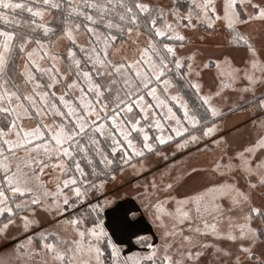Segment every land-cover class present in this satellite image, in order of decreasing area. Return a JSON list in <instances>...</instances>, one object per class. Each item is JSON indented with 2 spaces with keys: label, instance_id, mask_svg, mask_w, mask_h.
I'll list each match as a JSON object with an SVG mask.
<instances>
[{
  "label": "snow or ice",
  "instance_id": "obj_1",
  "mask_svg": "<svg viewBox=\"0 0 264 264\" xmlns=\"http://www.w3.org/2000/svg\"><path fill=\"white\" fill-rule=\"evenodd\" d=\"M256 21L264 23V0H191L183 11L179 0L171 6L158 0H0V217H6L0 233L17 218L28 230L43 212L60 230L33 233L17 250L46 253L52 264H199L208 248L234 257L232 264H264V202L252 197L258 184L264 187V160L253 166L238 154L246 176L257 177L256 183L249 179L248 191L216 185L177 201L174 211L165 209L166 201L150 200L145 207L155 209L153 222L163 229L159 244L138 235L140 220L132 207L109 208L115 198L105 195L118 172L143 171L144 159L158 145L179 138L181 149L211 135L216 125L209 122L221 115L213 97L223 87L243 80L241 91L254 92L264 85V49L240 31ZM217 24L248 59L243 68L228 57L216 60L215 67L227 68L219 73L226 79L221 89L205 94L200 67L212 62L197 64L191 34L200 28L210 33ZM184 89L200 103L193 107ZM258 106L264 109V99ZM256 148H264V137L245 151ZM156 189L153 182L143 195L153 196ZM189 199L203 227H193L192 209L184 207ZM117 209L128 239L148 251H126L106 230L103 215ZM186 222L189 232L230 241L236 252L206 239L193 244L184 235ZM34 237L37 248L31 247ZM178 237L188 243L174 247Z\"/></svg>",
  "mask_w": 264,
  "mask_h": 264
},
{
  "label": "rangeland",
  "instance_id": "obj_2",
  "mask_svg": "<svg viewBox=\"0 0 264 264\" xmlns=\"http://www.w3.org/2000/svg\"><path fill=\"white\" fill-rule=\"evenodd\" d=\"M165 6H171L173 0H158ZM191 0H179L182 11L186 4H190ZM220 3V0H217ZM184 6V7H183ZM251 12V8H248ZM240 31L251 37L252 42L257 48L264 49V23L256 21L240 26ZM194 46L199 49L197 64L202 65L211 61L208 68L200 67L201 75L198 77L202 84V93L216 92L221 89L220 71H227V68L218 69L215 67V61H223L225 57L231 59L234 67L243 68L247 63V54L243 46H237L231 43L230 33L222 25L217 24L211 32H206L203 28L192 33ZM203 37V39H200ZM246 81L239 80L235 84L223 87L220 95L213 97V103L219 108L221 115L209 122L216 125L215 131L195 143L188 144L187 147L177 149L175 142H168L165 145H158L155 152L149 154L144 159V170L136 172L131 168H126L124 173H117L116 181L109 180L105 195L114 203L109 208H116L120 205L122 209L133 208L136 217L139 218L138 232L140 236H147L148 242L160 243L163 229L159 228L153 222V213L155 209L145 207L149 201L160 199L165 202L167 211H174L177 208V201L186 198H195L205 193L206 189L221 184H235L242 190H249V179L252 183H256L255 174L251 178L247 177L243 170L239 167L241 156L250 158L253 166L258 161L264 160V148H256L254 153L245 150L256 145L261 137H264V109L258 106V100L264 99V85L257 84L255 91H241ZM197 135H200L197 132ZM159 153V155L157 154ZM219 164V168L217 165ZM231 165V167H229ZM139 167V162H137ZM51 171V170H47ZM53 178L55 173L52 174ZM43 179L48 180L49 176L45 175ZM153 182L156 183L157 189L153 196L145 197L143 195L145 186L151 190ZM172 184L171 189H165L164 185ZM53 184L50 181L49 187ZM252 197L256 204L264 202V187L259 184L252 190ZM103 199V196L100 197ZM205 203L209 202V197L205 195ZM225 208L229 207L227 199L219 201ZM186 209H192L193 227L200 224L197 214L194 211L193 199L184 205ZM227 215V213H226ZM232 215H238L233 212ZM39 224L33 225L25 230L20 224L19 219L15 224L10 225L5 233H0V264H52L46 253L32 252L31 249L25 252V249L17 250V245L24 244L26 237L33 236L41 230H60L56 220L49 214L40 212L37 217ZM105 228L113 234V239L122 240L127 250L139 251L141 253L148 251L146 245L136 244L133 240H129L125 228L122 223V212L117 209L116 212L106 210L103 215ZM166 223H171L170 218H165ZM209 222L211 218L208 217ZM6 222V217H0V223ZM187 223L183 225L184 235L193 237L192 243L198 240H209L219 244L221 248L236 252V245L227 240H214L211 236H198L193 232H189ZM201 227L202 224H200ZM221 227H226V222L221 223ZM64 235V233H61ZM170 239V238H169ZM186 241L182 237H178L174 243V247L184 246ZM38 241L34 237L32 240V248H37ZM196 249H194L195 251ZM257 252L260 247H257ZM107 250L105 256L107 257ZM234 257H228L218 254L212 248L204 250V254L199 259V264H232Z\"/></svg>",
  "mask_w": 264,
  "mask_h": 264
},
{
  "label": "trees",
  "instance_id": "obj_3",
  "mask_svg": "<svg viewBox=\"0 0 264 264\" xmlns=\"http://www.w3.org/2000/svg\"><path fill=\"white\" fill-rule=\"evenodd\" d=\"M188 4H186V6L184 8L187 7ZM176 82L179 85L180 83H182L181 81H179V78H176ZM184 95L186 97V99L189 100V103L195 107L196 105H198L200 103L199 99L197 98V96L193 93V91L191 89H184L183 90ZM88 170L87 166H86V171ZM108 255V252H107Z\"/></svg>",
  "mask_w": 264,
  "mask_h": 264
}]
</instances>
